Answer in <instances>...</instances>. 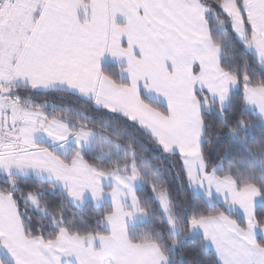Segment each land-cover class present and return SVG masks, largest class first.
Here are the masks:
<instances>
[{
	"label": "snow or ice",
	"instance_id": "snow-or-ice-1",
	"mask_svg": "<svg viewBox=\"0 0 264 264\" xmlns=\"http://www.w3.org/2000/svg\"><path fill=\"white\" fill-rule=\"evenodd\" d=\"M0 264H264V0H0Z\"/></svg>",
	"mask_w": 264,
	"mask_h": 264
},
{
	"label": "trees",
	"instance_id": "trees-1",
	"mask_svg": "<svg viewBox=\"0 0 264 264\" xmlns=\"http://www.w3.org/2000/svg\"><path fill=\"white\" fill-rule=\"evenodd\" d=\"M53 102H58V101H53ZM192 259H200V257H198V256H193V257H191Z\"/></svg>",
	"mask_w": 264,
	"mask_h": 264
}]
</instances>
